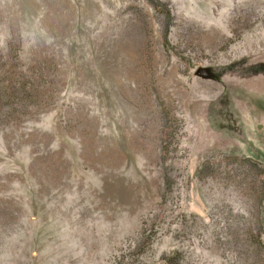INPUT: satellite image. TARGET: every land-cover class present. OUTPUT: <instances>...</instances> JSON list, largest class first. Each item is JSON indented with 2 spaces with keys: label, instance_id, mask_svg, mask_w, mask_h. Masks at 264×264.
<instances>
[{
  "label": "rangeland",
  "instance_id": "374dc122",
  "mask_svg": "<svg viewBox=\"0 0 264 264\" xmlns=\"http://www.w3.org/2000/svg\"><path fill=\"white\" fill-rule=\"evenodd\" d=\"M0 264H264V0H0Z\"/></svg>",
  "mask_w": 264,
  "mask_h": 264
}]
</instances>
